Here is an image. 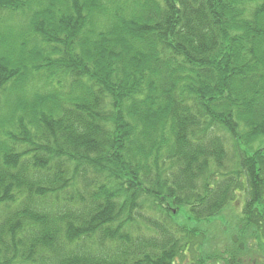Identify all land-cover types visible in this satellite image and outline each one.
Instances as JSON below:
<instances>
[{
  "label": "trees",
  "instance_id": "obj_1",
  "mask_svg": "<svg viewBox=\"0 0 264 264\" xmlns=\"http://www.w3.org/2000/svg\"><path fill=\"white\" fill-rule=\"evenodd\" d=\"M257 251L264 0H0V264Z\"/></svg>",
  "mask_w": 264,
  "mask_h": 264
},
{
  "label": "rangeland",
  "instance_id": "obj_2",
  "mask_svg": "<svg viewBox=\"0 0 264 264\" xmlns=\"http://www.w3.org/2000/svg\"><path fill=\"white\" fill-rule=\"evenodd\" d=\"M243 202L239 201L232 204L228 209L223 211L218 219L213 221L212 227H210V240L207 247V251H211L216 248V245L220 247L223 246L225 242L229 241L231 238V232L236 228L238 221V216L242 209ZM181 213L179 210H176L175 215ZM183 217H177V220L182 223ZM206 249V248H205ZM256 256L254 257V264H264V251H257Z\"/></svg>",
  "mask_w": 264,
  "mask_h": 264
}]
</instances>
